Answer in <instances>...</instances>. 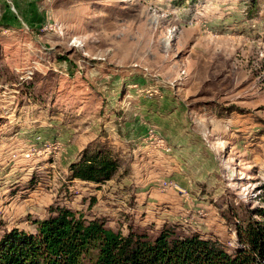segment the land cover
<instances>
[{
  "label": "rangeland",
  "instance_id": "1",
  "mask_svg": "<svg viewBox=\"0 0 264 264\" xmlns=\"http://www.w3.org/2000/svg\"><path fill=\"white\" fill-rule=\"evenodd\" d=\"M93 147L113 177L69 179ZM58 206L232 252L264 207V0H0V238Z\"/></svg>",
  "mask_w": 264,
  "mask_h": 264
},
{
  "label": "trees",
  "instance_id": "2",
  "mask_svg": "<svg viewBox=\"0 0 264 264\" xmlns=\"http://www.w3.org/2000/svg\"><path fill=\"white\" fill-rule=\"evenodd\" d=\"M117 158L109 151L86 148L70 164L69 179L101 184L113 177ZM235 223L232 252L196 233L180 235L171 227L150 237L128 227L116 231L104 220H86L58 206L35 222L32 232L12 229L0 238V264H264V207Z\"/></svg>",
  "mask_w": 264,
  "mask_h": 264
},
{
  "label": "crops",
  "instance_id": "3",
  "mask_svg": "<svg viewBox=\"0 0 264 264\" xmlns=\"http://www.w3.org/2000/svg\"><path fill=\"white\" fill-rule=\"evenodd\" d=\"M82 182H85V183H92V182H88V181H82ZM94 184V183H93ZM95 186H98V184H95Z\"/></svg>",
  "mask_w": 264,
  "mask_h": 264
}]
</instances>
